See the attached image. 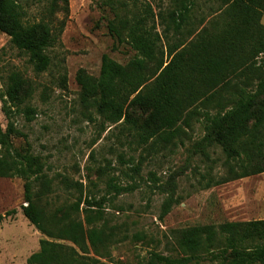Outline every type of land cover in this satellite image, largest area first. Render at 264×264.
Listing matches in <instances>:
<instances>
[{
    "label": "rangeland",
    "instance_id": "1",
    "mask_svg": "<svg viewBox=\"0 0 264 264\" xmlns=\"http://www.w3.org/2000/svg\"><path fill=\"white\" fill-rule=\"evenodd\" d=\"M117 1L110 5L109 0H69L65 10L62 3L53 5V0H17L24 22L48 24L56 40L47 50L50 67L37 73L28 57L0 31V93L8 74L18 71L32 86L27 105L35 110L32 119L24 106L8 107L11 111L6 113L0 98V125L5 133L9 127L15 131L8 138L11 153L38 158L49 185L40 203L47 213L72 205L81 196L103 202L101 218L97 216L90 226L85 224L84 204L76 217L86 228L103 229L115 237L105 250L90 247L86 256L104 264H143L152 252L177 256V232L183 228L263 217L250 216L248 207H239L235 196L242 187L231 186L236 180L223 182L231 169L239 173L240 166L228 161L218 144L202 143L203 118L192 117L190 126L180 124V132L170 142L153 139L142 144L124 120L106 121L94 100H83L76 81L78 69L98 77L104 54L122 65L136 56L109 30L117 15L131 17L135 6L150 3L156 15L152 25L162 34L161 45L166 48L194 38L204 27L211 29L212 23L219 26L221 0H194L180 34L167 24L168 14L176 9L173 0ZM256 62L249 73V91L258 82L256 69H264V54ZM244 80L238 74L231 83L241 86ZM129 111L139 121L146 117L138 108ZM2 151L5 148L0 146ZM31 181L34 191H41L40 179L34 176ZM112 182L127 190L116 194ZM24 184L19 177L0 178V214L15 211L0 223V264H28L46 238L23 215ZM167 202L170 210L163 215ZM60 243L74 247L68 241Z\"/></svg>",
    "mask_w": 264,
    "mask_h": 264
},
{
    "label": "trees",
    "instance_id": "2",
    "mask_svg": "<svg viewBox=\"0 0 264 264\" xmlns=\"http://www.w3.org/2000/svg\"><path fill=\"white\" fill-rule=\"evenodd\" d=\"M173 1L176 9L168 14L167 24L180 34L194 0ZM221 2L219 16L223 20L219 26L212 23L211 29L204 27L194 38L166 48L161 45L162 34L152 25L156 15L150 3L135 6L131 17L117 15L109 23V30L119 44L126 43L136 51V56L122 65L104 54L98 77L78 69L76 81L83 100H94L106 121L124 120L142 144L153 139L170 142L180 132V124L190 126L192 117L203 118L202 143L218 144L228 161L240 166L239 173L231 169L229 178L223 181L231 182L264 173V69H256V87L246 89L252 77L249 73L254 72L252 66L264 54V0ZM57 3L68 10L69 0H53V5ZM114 3L118 1L109 0L110 5ZM51 30L43 22L26 24L17 0H0V31L28 57L37 73L45 72L51 64L47 50L56 40ZM238 74L245 78L241 86L231 83ZM31 95L32 86L20 72L8 74L0 93L6 113L11 111L8 107L24 106V113L32 119L35 110L27 105ZM132 108L146 115L143 121L132 116ZM10 132H15L12 127L5 133L0 125V146L5 148L0 152V178L25 181L23 215L46 236L28 264H104L86 255L90 247L97 252L105 250L115 234L86 228L76 217L84 204L85 224L90 226L97 216L101 218L103 202L81 196L76 203L47 213L40 203L49 185L39 160L30 154L11 153ZM34 176L40 179L41 191L33 189ZM111 187L116 194L127 190L115 182ZM170 206L171 202L164 205L163 215ZM14 212L0 214V223ZM60 241H68L75 248ZM177 244V256L152 252L143 264H264V219L183 228L177 232Z\"/></svg>",
    "mask_w": 264,
    "mask_h": 264
},
{
    "label": "crops",
    "instance_id": "3",
    "mask_svg": "<svg viewBox=\"0 0 264 264\" xmlns=\"http://www.w3.org/2000/svg\"><path fill=\"white\" fill-rule=\"evenodd\" d=\"M256 176L236 180L231 186L242 187V189L239 188L238 195L235 196V199L238 198L239 207L244 205L251 211L250 216L263 217L264 219V214H261L264 210V182L262 181L264 180V173Z\"/></svg>",
    "mask_w": 264,
    "mask_h": 264
}]
</instances>
